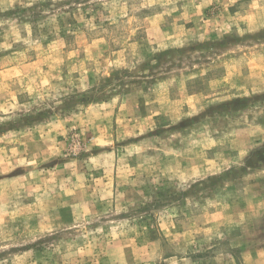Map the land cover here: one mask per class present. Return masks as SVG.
<instances>
[{"label":"rangeland","instance_id":"374dc122","mask_svg":"<svg viewBox=\"0 0 264 264\" xmlns=\"http://www.w3.org/2000/svg\"><path fill=\"white\" fill-rule=\"evenodd\" d=\"M0 264H264V0H0Z\"/></svg>","mask_w":264,"mask_h":264}]
</instances>
